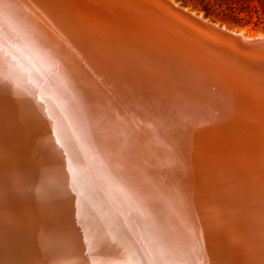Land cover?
Instances as JSON below:
<instances>
[{
	"label": "bare ground",
	"instance_id": "6f19581e",
	"mask_svg": "<svg viewBox=\"0 0 264 264\" xmlns=\"http://www.w3.org/2000/svg\"><path fill=\"white\" fill-rule=\"evenodd\" d=\"M52 28L26 22L0 0V112L22 116L25 100L57 112V103L75 134L112 164L109 178L132 185L144 198L136 206L154 220L140 223L127 195L128 211L115 210L104 196L109 189L91 173L69 177L75 207L62 195L64 185L45 189L30 207L0 194V264H230L213 256L205 261L202 226L209 236L227 232L231 251L264 264V123L201 113L145 89L117 91L109 82V56L87 53L86 43ZM49 112L43 114L54 117ZM160 195L170 208L150 200ZM235 235L244 240L241 248Z\"/></svg>",
	"mask_w": 264,
	"mask_h": 264
},
{
	"label": "water",
	"instance_id": "95a60500",
	"mask_svg": "<svg viewBox=\"0 0 264 264\" xmlns=\"http://www.w3.org/2000/svg\"><path fill=\"white\" fill-rule=\"evenodd\" d=\"M3 3L28 23L51 30L53 26L61 28L62 36L86 43L87 53L98 58L109 56V82L117 86V91L140 94L139 90L145 89L164 101L201 113L236 115L253 123H264L262 37L250 38L207 22L171 0H3ZM52 104L59 119L55 118L58 114L55 110L38 111L27 100L24 101L27 111H21L22 116L11 113L13 116L8 119L0 112V119L7 121L6 126L1 125L0 175L5 181L0 184V194L8 191L18 204L30 207L43 199L41 193L45 189L64 185L62 195L74 206L78 200L70 194L69 177L73 174L86 177L91 173L98 176L96 184L109 189V195L103 193L115 210H127V195L132 212L140 214V223H151L153 215L143 210L141 203L138 209L134 202L144 198L135 195L134 187L123 183L120 177L118 182L109 178V173L115 172L112 164L102 162L96 150L82 141L83 134H75L78 128L70 118L59 110L57 103ZM0 105L5 106V102ZM47 112L54 117L43 114ZM7 126L15 131V138L6 135L10 132ZM5 142L15 144L18 151ZM9 162L16 174L6 167ZM151 199L158 206L166 201V208H170L167 197ZM85 202L84 199L82 203ZM97 211L101 212L99 208ZM197 231L205 261L209 256L230 264L243 261L245 255L230 250L227 232L217 230L209 236L203 226ZM233 237L237 239L233 241L235 246L245 245L240 235ZM192 248L195 250L194 245ZM230 251L235 256L231 257ZM249 259L252 257L244 259V264H254Z\"/></svg>",
	"mask_w": 264,
	"mask_h": 264
},
{
	"label": "trees",
	"instance_id": "16d2710c",
	"mask_svg": "<svg viewBox=\"0 0 264 264\" xmlns=\"http://www.w3.org/2000/svg\"><path fill=\"white\" fill-rule=\"evenodd\" d=\"M182 1L186 5L185 0ZM207 4L203 6L204 16L215 20L220 19L226 22L232 20L239 26L253 23L254 27L264 29V0H260L256 5H251L250 0H205ZM215 16V18H213Z\"/></svg>",
	"mask_w": 264,
	"mask_h": 264
},
{
	"label": "rangeland",
	"instance_id": "374dc122",
	"mask_svg": "<svg viewBox=\"0 0 264 264\" xmlns=\"http://www.w3.org/2000/svg\"><path fill=\"white\" fill-rule=\"evenodd\" d=\"M175 4L185 8L186 10L192 12L193 14H196L197 16H200L202 17L203 19L213 23V24H216L218 26H221L223 28H226V29H229V30H232L233 32H237V33H242L243 35H246V36H249V37H256V36H264V29H262L261 27H254L253 23H249V24H246L244 26H239L237 24H235L232 20L228 19L226 22H222L220 21V19L216 18L215 20H212L210 18H206L204 16V11H203V6L205 4H207V1L205 0H185L186 1V5H183L182 4V1H177V0H172ZM251 2V5H256L258 1L260 0H250ZM263 1V0H262ZM213 18H215V16H213ZM41 44V46H43V48L45 49V51L47 52L49 49L48 47H45V45H42V43H39ZM50 54V53H48ZM55 54V53H54ZM52 55L54 57H56L55 55ZM51 55V54H50ZM49 55V56H50ZM52 56L50 57V59H48V61L50 63L53 62V59H52ZM15 131L13 130L12 132H9L7 133L6 135H9V137H13L15 138ZM2 140H3V132L0 128V146H1V143H2ZM9 145V144H7ZM11 145V144H10ZM13 146V145H11ZM15 147H11L15 150H18V147L14 144ZM10 148V149H11ZM17 148V149H16ZM7 167V166H6ZM5 174V173H4ZM5 181V179L3 178V176L1 175L0 176V184ZM2 187V185H0V188ZM2 189V188H1ZM8 191H6V194H7ZM3 193V196H9L10 197V200L12 202H15V198L13 197L14 195L13 194H10L9 195H6ZM11 195V196H10ZM13 195V196H12Z\"/></svg>",
	"mask_w": 264,
	"mask_h": 264
}]
</instances>
